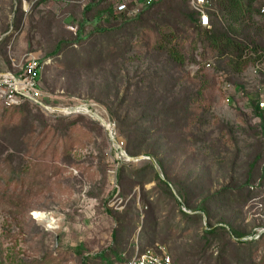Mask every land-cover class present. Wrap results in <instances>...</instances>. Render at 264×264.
<instances>
[{
	"label": "rangeland",
	"instance_id": "obj_1",
	"mask_svg": "<svg viewBox=\"0 0 264 264\" xmlns=\"http://www.w3.org/2000/svg\"><path fill=\"white\" fill-rule=\"evenodd\" d=\"M219 1L207 0V8L220 16L214 27L227 28ZM108 5L0 0V73L19 72L28 57L50 58L33 101L0 103V264H123L145 250L174 264H264V114L251 110L263 80L249 65L229 73L197 42L186 0H161L133 24L140 37L107 40L97 57L74 32L87 22L82 35L99 39L93 28H115ZM253 20L261 26L258 14ZM251 32L263 49L264 37ZM158 34L184 55L181 66L154 51ZM158 65L171 77L157 89L165 109L154 108ZM221 72L229 95L214 79ZM192 87L197 103L183 113L191 117L176 124L169 102ZM116 103L128 123L139 121L131 145L109 115ZM75 107L84 110H55Z\"/></svg>",
	"mask_w": 264,
	"mask_h": 264
},
{
	"label": "trees",
	"instance_id": "obj_2",
	"mask_svg": "<svg viewBox=\"0 0 264 264\" xmlns=\"http://www.w3.org/2000/svg\"><path fill=\"white\" fill-rule=\"evenodd\" d=\"M96 1L103 2L104 0ZM117 1L118 0H109L108 10L105 14L107 16L108 22L111 20H114L116 22V27H118L117 29L116 27H100L97 29L93 28V32L96 31L100 38H92V33L82 35V31L84 30V28H86L87 25V22H83L79 26L78 30L76 29L74 32L75 42H85L88 39L90 44L87 46V49L97 57L98 55H101L102 51H104V49L107 47V40H113L118 44H124V41L126 40H135L136 37H140L136 32L137 27L133 26V24L141 20V13H143L147 9H151L161 0H158L149 5L142 4L138 8V11L136 13H132L133 10H135V0H130L131 3L128 5L127 11L125 12L116 11L115 3ZM136 1L140 2L142 0ZM255 1L256 0H247L246 2H243L242 0H220L218 3V8L220 13L222 14V20H224L228 24L227 28L221 27L220 24L218 27H214V24H217L219 22L218 20L220 19L218 12L215 10H211L208 13L210 17L209 29L203 28L199 25L198 14L195 13V23L197 24V26L193 29V31L195 36L198 38L197 42L202 44L204 48L213 53L216 60H224L223 62H225L227 70L231 74H242V72L247 69L248 65H253L255 59L246 57V52L257 53L258 51H262L261 53L264 54V48H256V46L252 45L253 40L251 31H253V37H264V24L261 22V26L256 27L253 20L256 14L259 15L260 21L262 19L260 10H256L252 7ZM102 19L104 20V18ZM167 37L168 36L166 35L158 34L157 45L154 48V51L164 53L167 57L168 62L181 66L184 63L185 57L179 52V50H177L176 47H171V45L169 44L170 41L167 39ZM73 45L76 46L75 43ZM59 50L60 48L59 46H57L55 49V53ZM43 60H50V58L47 57ZM207 63H205L204 66ZM226 77L230 83L229 76L227 74ZM168 78L171 79L167 70L160 67V65L154 67V108L157 104H159L158 107L160 109H165L163 103H161L156 96L158 94V87L162 85ZM195 89V87H192L189 97H181L180 99L175 101L173 100V98H171L169 106L167 108L172 111V114L174 116V123L179 124L181 123V121H187V119L191 117V114L187 113V116L184 118L183 113L185 109L186 114V107L188 106V103L192 101L197 103L196 99H194V96L198 95L199 91L196 90L194 92ZM24 103L26 102H23L19 106L13 108H19ZM251 105V110L254 115L264 114V110L260 111L255 102H251ZM120 107V103H116L114 105L112 104L109 106L108 112L112 120L115 122L117 130L120 133L126 132L127 135L130 136L128 138V140L130 141L128 142V144L131 145L133 140L136 139L138 135H140L139 121L133 119L131 120V123H128L129 118L125 116V112H118ZM115 139L119 143L123 144L118 140L116 134ZM123 150L124 152H126L125 149ZM129 150L132 151L131 149Z\"/></svg>",
	"mask_w": 264,
	"mask_h": 264
},
{
	"label": "built area",
	"instance_id": "obj_3",
	"mask_svg": "<svg viewBox=\"0 0 264 264\" xmlns=\"http://www.w3.org/2000/svg\"><path fill=\"white\" fill-rule=\"evenodd\" d=\"M158 0H142L140 2L134 1L135 10L132 13H136L138 8L142 5H149ZM196 14H198L199 25L203 28H210L209 10L207 8V0H186ZM130 0H118L115 3V9L117 12L127 11ZM262 15L261 22L264 24V6L260 10ZM246 57L254 58L255 61L250 69L255 77L263 80L261 84V94L255 102L260 111L264 110V54L261 52L252 53L246 52ZM49 60H36L33 57H28L25 63L21 66L19 72L12 73H0V103L7 108H13L19 106L23 102H31L37 93L39 87L42 71L44 67L48 66ZM207 70L211 69L209 63L205 65ZM214 79L221 86V90L229 95L231 92V84L227 80L226 75L223 73H217ZM233 88V87H232ZM106 131L108 133L109 142L114 150L120 152L121 157H126V154L122 151V144L116 141L114 131L110 125H106ZM113 140V142L111 141ZM257 239V238H255ZM124 264H173L169 255L164 252L156 253L152 250H145L143 253L131 258Z\"/></svg>",
	"mask_w": 264,
	"mask_h": 264
},
{
	"label": "water",
	"instance_id": "obj_4",
	"mask_svg": "<svg viewBox=\"0 0 264 264\" xmlns=\"http://www.w3.org/2000/svg\"><path fill=\"white\" fill-rule=\"evenodd\" d=\"M56 111L60 113H65V114H75L79 113L81 110H84V107H75V108H68V109H55ZM87 112V111H86ZM88 113V112H87ZM92 116L97 119L99 122L104 124V122L96 117V115L92 114ZM106 127V125H105ZM113 142V140H111Z\"/></svg>",
	"mask_w": 264,
	"mask_h": 264
},
{
	"label": "bare ground",
	"instance_id": "obj_5",
	"mask_svg": "<svg viewBox=\"0 0 264 264\" xmlns=\"http://www.w3.org/2000/svg\"><path fill=\"white\" fill-rule=\"evenodd\" d=\"M33 216L35 218H37L40 222H43L45 219V215L43 213H40V212H34ZM51 221L53 222V220H51Z\"/></svg>",
	"mask_w": 264,
	"mask_h": 264
}]
</instances>
